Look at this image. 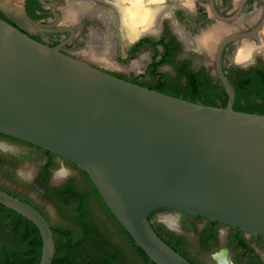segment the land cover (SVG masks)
Returning a JSON list of instances; mask_svg holds the SVG:
<instances>
[{"label":"water","instance_id":"water-1","mask_svg":"<svg viewBox=\"0 0 264 264\" xmlns=\"http://www.w3.org/2000/svg\"><path fill=\"white\" fill-rule=\"evenodd\" d=\"M227 41L218 51L230 97L222 108L117 77L0 18V133L84 170L154 264H194L158 235L150 217L159 210L264 236V115L234 110L221 70ZM0 204L38 228L39 264H53L45 217L1 189Z\"/></svg>","mask_w":264,"mask_h":264},{"label":"flooded vegetation","instance_id":"flooded-vegetation-1","mask_svg":"<svg viewBox=\"0 0 264 264\" xmlns=\"http://www.w3.org/2000/svg\"><path fill=\"white\" fill-rule=\"evenodd\" d=\"M166 1L167 4L172 6L173 13L163 18L157 33L143 34L133 42H128L120 30L114 27L112 38L115 42L126 41L128 45L132 43L128 47L127 57L133 54L137 55L143 50H146L149 54V61L144 71L135 74L134 77L125 76L117 72L114 67L98 64L86 56L83 51H79V43L84 38L72 26L82 29L88 28L89 31L90 25L95 28L96 23L104 26L105 23L96 18L86 17L79 23L68 21L67 24L64 23V16H66L64 8L68 2L66 0H23L21 11L13 6L5 5L0 0V18L33 39L51 47H58L62 52L83 59L103 71L149 89L164 90L167 94L173 93L175 96L177 95L176 90H180L179 87L182 84L181 89L188 86V83L193 79H197L202 84L203 91L207 87L211 88L212 91H225L230 100L219 74L218 63L219 48L224 41L228 40L221 53V70L235 92L233 107L238 101L243 105H247V99L239 98L238 94L241 87L246 86L248 89L255 91L264 89V46L261 44L263 43L261 31L264 28V0H190L191 2L187 4L184 0ZM99 3H103V5L99 4L102 7H112V4L107 0L99 1ZM189 4L191 8H188ZM113 18L114 16H108V21ZM218 24L238 25V27L225 34L211 52L187 43V38H197L206 30ZM105 33L100 32L102 36H106ZM245 42L258 44L260 49L255 51L252 60L244 63L236 62L234 58ZM116 67H119L118 62ZM166 68L168 72L165 71ZM155 73L157 74L155 75ZM162 76H165V78L162 79ZM245 80L247 82L244 84ZM177 96L185 98V95ZM223 100L220 96L217 97L219 106L223 104ZM202 102L201 99L197 100V103L202 104ZM258 103L262 102L258 101ZM0 189L30 204L45 217L51 227L55 243L53 262L59 260L60 264H67L73 257L79 258L85 255L83 257H86V260H82L81 264H129L120 253L103 254L99 260L95 258L94 253L97 252L98 241L96 242L92 238L93 226H91L90 207H93V204H96L95 202L103 204L119 227H123L102 199L89 175L73 162L33 144L0 133ZM89 189L95 191V197L87 195L86 203L81 198V213L77 215V218L70 219L74 225V220L81 221L84 225V236L81 239H76V233L79 231L76 226L69 227L61 224L54 226L43 207L52 205L58 207L62 200L66 204L63 207L68 209L74 206L76 197L79 196L78 193L88 192ZM65 197H67V201ZM164 211L177 212L184 219L200 220L210 227L214 239L226 235L241 249L242 243H245L246 246L249 245L247 251L243 253L239 251L241 254L239 259L247 262V264H264V236L250 234L217 221L175 210H159L153 213L150 217L153 226L157 227L166 239L169 240L170 237H173L172 241L174 243L181 241V252L192 263L202 264L185 251V248L188 249V244L182 236L183 233L175 227H169L161 219L159 213ZM9 216L10 214L7 211H3L2 214L0 212V233L3 224L6 222L5 220L11 219ZM58 233L61 234V238L64 240L61 248L58 247V237L56 235ZM126 234L129 236L128 233ZM31 240V238H28L27 242L6 244L4 246L0 244V256H3L5 251L8 255L18 257L20 260L29 258L31 249L34 247ZM135 247L138 248L136 245ZM256 247H259V249ZM228 250H225L227 255L230 252ZM218 254H214L213 258L217 260ZM227 255L224 256L225 264H234ZM58 256H60V259H57Z\"/></svg>","mask_w":264,"mask_h":264},{"label":"rangeland","instance_id":"rangeland-1","mask_svg":"<svg viewBox=\"0 0 264 264\" xmlns=\"http://www.w3.org/2000/svg\"><path fill=\"white\" fill-rule=\"evenodd\" d=\"M68 1V0H66ZM186 3H190V0H184ZM189 1V2H188ZM2 2L5 5H10L16 8L17 10L21 11V6L23 4V0H2ZM97 4L103 5V3H99V0H96ZM167 2V1H166ZM67 17L64 16L63 22L67 24ZM69 22V21H68ZM113 18L110 20L109 23V29L110 32L108 34L110 35L111 40H114L112 38L114 33V27H117L119 29L118 22ZM113 24V25H112ZM72 28L77 29L78 33H81L82 37L84 38L78 46L79 51L88 50L90 47V38L92 36V31H99V32H107V26L100 23H96L95 28L92 27V25L88 28H80L72 26ZM121 32V31H120ZM102 35V34H101ZM106 35V33H105ZM89 36V37H88ZM104 37H107L104 36ZM261 39L263 43H261L264 46V28L261 31ZM115 42V41H114ZM248 42H245V44ZM116 44V51L115 56L113 59V62L117 65V62L119 64V67L111 66L116 68L117 72L122 73L123 75H128L131 77H134L135 74L141 73L144 71L145 66L148 64V52L146 50L141 51L137 55H131L130 57H127L128 55V43L126 41L122 42H115ZM80 52V53H81ZM234 55V54H233ZM264 57V53H263ZM166 72H168V69H165ZM175 73V72H173ZM183 85V84H182ZM181 87L179 88H182ZM189 86L183 87V90H188ZM205 91V90H204ZM208 96V94H207ZM79 196L76 197V202L74 203V206L69 207L68 209H65L63 206H65V201L61 200V204L58 207L55 206H44L43 210L46 212L48 218L50 219L51 223L54 226L61 225H67V226H76L79 231L76 233V239H81L82 236H84V225H82L81 221L74 220L75 225L71 223L72 221L70 219L77 218V215L81 213L82 207H81V198L84 199V202L86 203V196L95 197L96 193L93 189H89L88 192L84 191L82 194L78 193ZM65 200L67 201V197H65ZM96 204H93V207H90L91 212V223L93 226L92 230V238L94 241L97 242L96 247V253H94V256L97 260L102 258V255H109L110 253L116 254L120 253L124 259L127 260L129 264H151L148 262L144 256L141 254L139 248L135 247V244L133 243L132 239H130L129 236H127V232L113 220L112 216L109 214L108 210L105 208L103 204H100L98 202H95ZM84 211V210H83ZM159 215H173L177 218V223L175 224V228H177L181 233H183L182 236H184L187 244L188 249L185 248L186 252L193 258L197 259L202 264H225L224 262V256L227 255V252L225 250H230L229 252V258L234 262V264H247V262L239 259V253L244 252L248 250V246L245 245V243H242V249L237 245L231 238L226 235H222L219 239L212 236L210 232V227L207 226V224H204L198 219H192V218H186L184 219L179 215L177 212L174 211H164L160 212ZM6 222L3 224V229L0 233V244L2 246L6 244H16L19 243L20 240H18L19 237H16L15 233H13L11 223V219H6ZM70 233V232H69ZM68 234V233H67ZM58 237V247L61 248L63 244V239L61 238V234H56ZM71 235V234H69ZM213 237V238H212ZM21 243V242H20ZM24 243V242H22ZM250 247V246H249ZM259 249V247H256ZM23 249V247H22ZM228 250V251H229ZM217 260L213 258L214 254H217ZM81 256V255H80ZM85 256V255H83ZM79 257V258H72L67 264H81L82 260H86V257ZM80 261V262H79ZM66 264V263H65ZM84 264V263H83Z\"/></svg>","mask_w":264,"mask_h":264},{"label":"bare ground","instance_id":"bare-ground-1","mask_svg":"<svg viewBox=\"0 0 264 264\" xmlns=\"http://www.w3.org/2000/svg\"><path fill=\"white\" fill-rule=\"evenodd\" d=\"M107 2L112 4V7H102L96 0H68L64 8L69 22L79 23L86 17L96 18L106 24L107 37L102 36L99 31L91 30L90 47L83 51L86 56L101 65L116 66L113 62L116 44L108 34L110 32L108 16H114L121 34L128 42H133L143 34L157 33L163 18L173 13L172 6L167 4L166 0H107ZM189 6L188 8H191L190 4ZM237 27L238 25L218 24L197 38H187V43L211 52L225 34ZM259 49L260 45L248 42L239 49L234 59L239 63L250 61L255 51ZM162 219L171 226L177 223V218L173 215H163Z\"/></svg>","mask_w":264,"mask_h":264},{"label":"trees","instance_id":"trees-1","mask_svg":"<svg viewBox=\"0 0 264 264\" xmlns=\"http://www.w3.org/2000/svg\"><path fill=\"white\" fill-rule=\"evenodd\" d=\"M133 56H134V54H133ZM156 74L157 73H155V75ZM163 78H165V76H162V79ZM247 81H249V80L247 79ZM247 81L245 80L244 84ZM263 81H264V74H263ZM244 84H242V86H244ZM188 86H189L188 91H184L181 88H180V90H176L177 95H185V98H181L177 95L175 96V94L173 95V93L167 94L164 92V90H160V89L156 90V91L170 95V96H174L177 98H181L184 100H188L191 102H195V103H197L198 99H201L203 101L202 104L207 105V106L222 107V108L227 107L229 99H228V95L225 91H222V92L217 91V90L212 91V89L209 87H207V89L205 91H203L202 84L199 83V80H197V79H193L191 82H189ZM176 91H174V92H176ZM206 92L208 93V96L206 95ZM238 95H239V98L247 99L248 104L243 105L239 101L236 102L235 107H234L235 111L249 113V114L264 115V89H260L258 91H255V90H250L245 86V87H241ZM218 96H220V98L224 99L222 101L223 104L221 106L218 105V101H217ZM258 101H261L262 103H258ZM3 211L9 212V214H10L9 217L12 220L11 227H12L13 233L16 234L15 236L19 237L18 240H20V242H27V239L31 238L32 239L31 241H33L34 247L31 249V255L29 256V258H27V259L23 258L22 260H20V258H18V257H13L12 255H8L4 251L3 256H0V264H39L40 260H41V256H42L43 243H42V238H41V235H40L38 228L31 221L27 220L23 216H21V215L17 214L16 212L9 210V209L3 207L2 205H0L1 214ZM154 228L157 231L158 235L166 243H168L172 248H174L177 252H179L183 255V253L181 252L182 251L181 241L174 243L172 241L174 239L173 237H170V239L168 240L164 236L161 235V233L157 227H154ZM161 229H163V228H161ZM132 241H133V239H132ZM133 243L135 244L134 241H133ZM139 250L148 262H150L151 264H154L140 248H139ZM57 259H60V256H58ZM53 264H60V262H59V260L54 261Z\"/></svg>","mask_w":264,"mask_h":264}]
</instances>
